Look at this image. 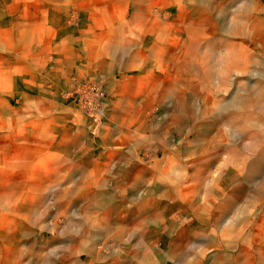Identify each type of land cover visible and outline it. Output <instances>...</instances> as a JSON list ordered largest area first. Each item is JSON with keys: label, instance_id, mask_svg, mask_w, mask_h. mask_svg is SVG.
<instances>
[{"label": "rangeland", "instance_id": "1", "mask_svg": "<svg viewBox=\"0 0 264 264\" xmlns=\"http://www.w3.org/2000/svg\"><path fill=\"white\" fill-rule=\"evenodd\" d=\"M192 3L214 36L187 47ZM30 21L53 107L17 127L13 62L29 63ZM262 72L264 0H0V264H264V167L245 180L264 144ZM243 87L254 101L240 116L227 102ZM111 195L125 205L111 210Z\"/></svg>", "mask_w": 264, "mask_h": 264}, {"label": "crops", "instance_id": "2", "mask_svg": "<svg viewBox=\"0 0 264 264\" xmlns=\"http://www.w3.org/2000/svg\"><path fill=\"white\" fill-rule=\"evenodd\" d=\"M28 9V7H27ZM27 18L28 20L32 21V16L31 13L29 11V9L27 10ZM30 21V28H29V34H30V44L28 46L29 48V52H28V56H29V63L24 62L20 59H18L16 62H13V66H14V70H15V74H14V80H15V86H16V90L21 92L23 89V93H24V97L26 98V102L23 104V106L15 108L14 112H13V117L11 119H13V121L11 122L12 124L14 123L17 127L18 124H31V120H32V116L34 115V109H37L40 111L41 114L46 115V112L49 110L50 107H53V103L49 101L48 97L50 98V96L47 94L46 89L43 88V83L44 81L48 80V60L46 62V71L47 74H44L43 71H39L40 66H38V64L36 65V63H39L38 60H40V58H34L33 56V52H32V38H33V26H32V22ZM36 67H39L36 69ZM36 71V72H35ZM36 75V79H35V84L34 85V79H33V75ZM58 74V71H57ZM26 88H25V87ZM48 96V97H47ZM41 97H44L46 99H41ZM33 99L36 100V106L34 107V103H33ZM45 100V101H44ZM14 138H12L11 133H9V137L11 140H15V141H22V140H26L29 139V136L27 133H21L18 131L14 132ZM6 137L5 135H1L0 134V140L2 138ZM31 139V138H30ZM125 157V155H124ZM118 162H115L114 168L112 170H110L109 173V177L114 179V187L115 188H121L123 186V181L128 180V175H123V171H121L123 169V167H125V171L128 170V166L127 164L124 165H120ZM117 164V165H116ZM115 170V171H114ZM119 174L118 176L116 174ZM125 177V178H124ZM136 183V182H135ZM134 183V184H135ZM138 187V186H137ZM136 187V188H137ZM112 196V195H111ZM92 199H94L92 201L91 204H95L98 203L97 200V194L95 196L92 195ZM103 197V196H100ZM115 197V195L112 196V198L109 199V197H106L104 199H106L104 202H110L111 203V210H113L116 206H123L125 205L124 202H126V200L122 199H118V200H113V198ZM102 201V199H101ZM119 208V207H118ZM125 210V209H124ZM129 211L128 208H126L127 212ZM134 212H136V210H134ZM133 215H127L122 216L118 219V221H122V223L127 222V221H131L130 218ZM142 217V218H141ZM88 219V218H87ZM144 219V216H137L135 217L133 220H136L139 225H143L142 221ZM138 224L137 226L140 227ZM150 229H148L149 231ZM143 231H146L145 229H143ZM142 231V232H143ZM29 234L32 235V229L28 230ZM141 232V233H142ZM54 262H47L46 264H53ZM116 262H111L108 264H114ZM59 264H64V262H60ZM73 264H80L79 261L74 262ZM102 264V263H100ZM107 264V263H104Z\"/></svg>", "mask_w": 264, "mask_h": 264}, {"label": "bare ground", "instance_id": "3", "mask_svg": "<svg viewBox=\"0 0 264 264\" xmlns=\"http://www.w3.org/2000/svg\"><path fill=\"white\" fill-rule=\"evenodd\" d=\"M186 1V0H185ZM251 1V0H250ZM184 2V1H183ZM187 2L188 3H190L191 2V0H187ZM215 6V5H214ZM157 7V6H156ZM206 7V6H205ZM245 7V6H244ZM152 8V7H151ZM159 8V7H158ZM172 8V7H171ZM157 9V8H156ZM139 10L142 12L143 10L141 9V8H139ZM127 11H129L128 9H125L124 10V14L127 12ZM140 11H138L137 12V16L140 14ZM170 11V10H169ZM186 11H188V12H186V14H185V16H186V21L189 23V31L187 32V30H186V32H184V35H183V44L184 45H186L187 47H190V46H192V45H194L195 43H200L203 39L202 38H209V37H213L214 36V33H213V30L211 29V28H204V25H203V22H205L206 21V17H199L198 19H196V18H194V15H197V14H200V15H202L203 13H204V9H203V7H201V6H199V5H196V4H191V7L190 8H186ZM161 13V12H160ZM176 13V12H175ZM212 14V13H211ZM153 15V14H152ZM170 15V14H169ZM168 15V16H169ZM204 15V14H203ZM161 16V15H160ZM167 16V15H166ZM172 17V16H171ZM197 17V16H196ZM162 20V19H161ZM252 22V21H251ZM172 23V22H171ZM114 24V23H113ZM175 24V23H174ZM173 24V25H174ZM148 25V24H147ZM150 26V25H149ZM232 26V25H231ZM249 26V25H248ZM121 27V26H120ZM163 28H164V26H163ZM124 29V28H123ZM223 30V29H222ZM242 30H243V28H242ZM118 31V30H117ZM128 31V30H127ZM169 31V30H168ZM176 31V30H175ZM234 31V30H233ZM241 31V30H240ZM179 32V31H178ZM162 33V32H161ZM242 34V33H241ZM161 35V34H160ZM221 35V34H220ZM234 35V34H233ZM151 36V35H150ZM179 36V35H178ZM177 36V37H178ZM234 36H236V35H234ZM240 36V35H239ZM180 37V36H179ZM122 38V37H121ZM215 38V37H214ZM223 38V37H222ZM228 38V37H227ZM230 38V37H229ZM219 39V38H218ZM206 40V39H205ZM230 40V39H229ZM153 41V40H152ZM218 42V41H217ZM239 42H240V40H239ZM246 42V41H245ZM202 43V42H201ZM112 44V43H111ZM110 44V45H111ZM220 44H221V42H220ZM219 44V45H220ZM240 44V43H239ZM130 45V44H129ZM163 45H165V44H163ZM218 45V46H219ZM113 46V45H112ZM131 46V45H130ZM143 47V46H142ZM149 47V46H148ZM222 47V46H221ZM112 48V47H111ZM254 48H256V47H254ZM123 49V48H122ZM142 49V48H141ZM165 50H167L166 48H164ZM203 49V48H202ZM215 49H217V48H215ZM258 49V48H257ZM120 50V49H119ZM143 50V49H142ZM163 50V49H162ZM172 51H174V49H171ZM175 50H176V48H175ZM198 50V49H197ZM210 51V50H209ZM242 53H243V55L244 56H246V50H245V48L244 47H242ZM167 52V51H166ZM176 52V51H175ZM200 52H202V51H199L198 53H200ZM238 52V51H237ZM240 52V51H239ZM111 52H109V54H110ZM139 53V52H138ZM213 53V52H212ZM236 53V52H235ZM253 53V52H252ZM120 54V53H119ZM175 54V53H174ZM196 54V53H195ZM214 54V53H213ZM217 54H218V52H217ZM228 54H230L229 52H228ZM241 54V53H240ZM260 54V53H259ZM260 55H262V54H260ZM120 56V55H119ZM146 56V55H145ZM162 56V55H161ZM210 56V55H209ZM237 57H238V55H236ZM235 55H234V57H236ZM121 57V56H120ZM202 57H205V54H204V56H202ZM213 57V56H212ZM127 58V57H126ZM162 58H163V56H162ZM165 58V57H164ZM211 58V57H210ZM198 59V58H197ZM123 60V59H122ZM163 60V59H162ZM161 60V61H162ZM214 59H212V61H213ZM229 60V59H228ZM231 60L232 59H230V62H231ZM253 60V59H252ZM167 61V60H166ZM196 61H198V60H196ZM207 61V60H206ZM216 61V60H215ZM246 61V60H245ZM162 62H164V61H162ZM241 62V61H240ZM253 62V61H252ZM129 63V62H128ZM161 63V62H160ZM235 63H236V61H235ZM246 63V62H245ZM195 64V63H194ZM253 64V63H252ZM130 65V64H129ZM134 65V64H133ZM205 65V64H204ZM208 65V64H207ZM240 65V64H239ZM238 65V66H239ZM242 65V64H241ZM126 66V65H125ZM244 66V65H243ZM246 66V65H245ZM235 67H237V66H235ZM126 68V67H125ZM128 68V67H127ZM206 68V67H205ZM209 68H210V66H209ZM212 68V67H211ZM233 68V67H232ZM243 68V67H242ZM202 69H204V68H202ZM229 69V68H228ZM232 70V69H231ZM238 71V70H237ZM245 71V70H244ZM264 72H262V74H263ZM204 74V73H203ZM235 75V74H234ZM208 76V75H207ZM185 77V76H184ZM233 77V76H232ZM233 78H235V77H233ZM204 80V79H203ZM115 81V80H114ZM206 81H207V79H206ZM211 81V80H210ZM213 81V80H212ZM211 81V82H212ZM181 82V81H180ZM205 82V81H204ZM111 83V82H110ZM213 83V82H212ZM204 84V83H203ZM263 84V86H264V83L263 82H260V85H262ZM90 86H91V88H90V91H91V93H93V96L92 97H90L88 100L86 99V104H90V105H94L95 104V102L97 101V99L101 96V94H103L102 92H101V88L99 87V86H97L95 83H91V84H89ZM209 86V85H208ZM263 86H259L260 88H262V89H264V87ZM125 89V88H124ZM165 91V90H164ZM264 91V90H263ZM157 92V91H156ZM170 92V91H169ZM207 92V91H206ZM205 92V93H206ZM117 94V93H116ZM124 94V93H123ZM193 94V93H192ZM210 94V93H209ZM155 95V94H154ZM165 95V94H164ZM212 95V94H211ZM104 96V95H103ZM119 96V95H118ZM121 96V95H120ZM178 97V96H177ZM188 97V96H187ZM224 97V96H223ZM222 97V98H223ZM221 98V99H222ZM171 99V98H170ZM178 99H180V96L177 98V100ZM188 99V98H187ZM186 100V99H185ZM252 101H254V99H253V92H252V90L250 89V88H242V89H238L235 93H234V95H232L231 96V98H230V100L227 102L228 104H230V105H232L233 106V108L234 109H238V111L236 110V112H239V113H237V114H239L240 116L241 115H245V113H246V109H248V105H249V103L250 102H252ZM120 102H122V100L120 101ZM193 102V101H192ZM100 103V102H99ZM201 103V102H200ZM165 104V103H164ZM175 104H177V103H175ZM204 104V103H203ZM192 105V104H191ZM263 105V104H262ZM108 106V105H107ZM111 106V105H110ZM173 106V105H172ZM172 106H171V108H172ZM264 107V106H263ZM100 108V107H99ZM194 108V107H193ZM203 109V108H202ZM229 109H231L230 108V106L229 107H227V108H225V110H229ZM106 110V109H105ZM105 110H104V116H105ZM167 111V110H166ZM214 114V113H213ZM117 115V114H116ZM167 116V115H166ZM107 117V116H106ZM260 117V116H259ZM262 117V116H261ZM119 118V117H118ZM178 118V117H177ZM207 118H209V117H207ZM120 119V118H119ZM196 119V118H195ZM194 119V120H195ZM198 120V119H197ZM258 120V119H257ZM118 121V120H117ZM171 122V121H170ZM188 123V122H187ZM261 123V122H260ZM264 126V125H263ZM189 128V127H188ZM190 131V130H189ZM195 134V133H194ZM200 134V133H199ZM187 135V134H186ZM132 140V139H131ZM215 140V139H214ZM181 141V140H180ZM138 142V141H137ZM172 142V141H171ZM210 142H211V140H210ZM173 146V145H172ZM259 146V148H258V150H259V155L256 157V158H254V160H253V162L254 163H250V164H253L252 166H251V168H250V170H249V172L245 175V180L247 179L248 181L251 179V180H253V178H254V171L256 170V166L257 165H259V167L258 168H260V169H262V167H260V166H263L264 167V144H259L258 145ZM126 148V147H125ZM136 149V148H135ZM172 149V148H171ZM190 151V150H189ZM156 152V151H155ZM162 153V152H161ZM151 154V153H150ZM135 156V155H134ZM133 157V156H132ZM151 158V157H150ZM121 159V158H120ZM149 159V158H148ZM147 159V160H148ZM134 161V160H133ZM183 161V160H182ZM121 162V161H120ZM166 162V161H165ZM164 162V163H165ZM124 163H126V162H124ZM123 163V164H124ZM149 163V162H148ZM131 164V163H130ZM169 164H171V163H169ZM117 165V164H116ZM191 165H193V164H191L190 163V161H188V163L186 164V166H185V168H189ZM200 165V164H199ZM172 166V165H171ZM143 167V166H142ZM158 168V167H157ZM161 168V167H160ZM149 169V168H148ZM155 169V168H154ZM177 169V168H176ZM206 169V168H205ZM130 170V169H129ZM203 170V169H202ZM209 170V169H208ZM115 171V170H114ZM138 171H139V169H138ZM143 171H144V169H143ZM132 172V171H131ZM195 172V171H194ZM209 172V171H208ZM129 173V172H128ZM215 173V172H214ZM149 174H150V171H149ZM125 175V174H124ZM146 175V174H145ZM222 175V174H221ZM149 176V175H148ZM240 176V175H239ZM145 177V176H144ZM201 177V176H200ZM212 177V176H211ZM216 177V176H215ZM125 178V177H124ZM151 178V177H150ZM162 178V177H161ZM182 179L181 180H179V183L180 182H184L185 180H187V178H188V176L187 175H183L182 177H181ZM262 178V177H261ZM165 179V178H164ZM201 179V178H200ZM212 179V178H211ZM175 180V179H174ZM142 181V180H141ZM216 181V180H215ZM137 182V181H136ZM168 183V182H167ZM166 183V184H167ZM169 185V184H168ZM174 186V185H173ZM176 186V185H175ZM224 184L222 183V185L220 186V189H221V192L222 193H224ZM150 188V187H149ZM137 189H138V187H137ZM167 190V189H166ZM211 190V189H210ZM215 190V189H214ZM164 191V190H163ZM216 191V190H215ZM214 191V192H215ZM264 191V189L263 190H261V192H263ZM142 192V191H141ZM205 192V191H204ZM206 193V192H205ZM146 194V193H145ZM139 195H141V194H139ZM95 196H96V194H95ZM148 197V196H147ZM157 197V196H156ZM162 197V196H161ZM200 197H202V196H200ZM204 197V196H203ZM93 198V197H92ZM194 198V197H193ZM209 198V197H208ZM110 199V198H109ZM140 199H141V197H140ZM147 199V198H146ZM185 199H187V198H185ZM188 200V199H187ZM190 200V199H189ZM169 201V200H168ZM204 201V200H203ZM137 202V201H136ZM172 202V201H171ZM209 202V201H208ZM141 203V202H140ZM144 203V202H143ZM142 203V204H143ZM173 203V202H172ZM184 203V202H183ZM139 204V203H138ZM141 204V205H142ZM190 204V203H189ZM207 204V203H206ZM214 204V203H213ZM152 205V204H151ZM150 205V206H151ZM135 206H137V203L135 204ZM143 206H145V205H143ZM142 206V207H143ZM150 206H148V207H150ZM173 206V205H172ZM174 207V206H173ZM124 208V207H123ZM127 208V207H126ZM132 208V207H131ZM151 208V207H150ZM149 208V209H150ZM153 208V207H152ZM108 209H109V207H108ZM107 209V210H108ZM142 209V208H141ZM106 210V209H105ZM123 210V209H122ZM144 210H145V208H144ZM258 210V209H257ZM99 211V210H98ZM179 211V210H178ZM101 212V211H100ZM110 212V211H109ZM121 212V211H120ZM180 212V211H179ZM124 213V212H123ZM256 213H257V211H256ZM175 214V213H174ZM255 214V213H254ZM110 215V214H109ZM112 215H113V213H112ZM119 215V214H118ZM245 216V215H244ZM106 217V216H105ZM171 217V216H170ZM216 217V216H215ZM215 217H214V219H215ZM95 218V217H94ZM97 218V217H96ZM104 218V217H103ZM142 218V217H141ZM212 219H213V216L211 217ZM226 218V217H225ZM228 219V218H227ZM196 220V219H195ZM239 220V219H238ZM253 220V219H252ZM136 221V220H135ZM190 221V220H189ZM261 221V220H260ZM143 222V221H142ZM217 222V221H216ZM179 223H181V222H179ZM210 223V222H209ZM173 224V223H172ZM174 224H176V223H174ZM185 224H186V222H185ZM189 224H191V223H189ZM204 224V223H203ZM263 224V223H262ZM171 225V224H170ZM180 226V225H179ZM107 227V226H106ZM195 227V226H194ZM222 227V226H221ZM236 227V226H235ZM234 227V228H235ZM263 227V226H262ZM262 227H260V228H262ZM181 228V227H180ZM188 228V227H187ZM170 229V228H169ZM175 229V228H174ZM188 230V229H187ZM244 230V229H243ZM223 231V230H222ZM232 232V231H231ZM259 232V231H258ZM182 233H183V230H182ZM145 234V233H144ZM105 235V234H104ZM107 235V234H106ZM113 235V234H112ZM214 236V235H213ZM243 236V235H242ZM145 237V236H144ZM263 236H261V238H262ZM171 238V237H170ZM227 238H228V236H227ZM253 238V237H252ZM110 239V238H109ZM257 240V239H256ZM103 241V240H102ZM198 241V240H197ZM106 243V242H105ZM113 243V242H112ZM116 243V242H115ZM150 243V242H149ZM172 244V243H171ZM242 244V243H241ZM101 245V244H100ZM148 245V244H147ZM262 245V244H261ZM114 246V245H113ZM117 248V247H116ZM140 248V247H139ZM261 248V247H260ZM118 249V248H117ZM211 249V248H210ZM212 249H213V247H212ZM215 249H216V247H215ZM234 249V248H233ZM209 250V249H208ZM226 250V249H225ZM236 250V249H235ZM255 250V249H254ZM128 251V250H127ZM135 251V250H134ZM133 251V252H134ZM99 252H101V251H99ZM115 252V251H114ZM202 252V251H201ZM210 252V251H209ZM215 252V251H214ZM89 253V252H88ZM102 253V252H101ZM108 253V252H107ZM115 254V253H114ZM159 254V253H158ZM201 254V253H200ZM133 255V254H132ZM210 255V254H209ZM80 256V255H79ZM99 256V255H98ZM200 256V255H199ZM203 256V255H202ZM261 256V255H260ZM259 256V257H260ZM127 257V256H126ZM108 258H110V257H108ZM201 258V257H200ZM81 259V258H80ZM89 259V258H88ZM99 259V258H98ZM121 259V258H120ZM203 260V259H202ZM96 261V260H95ZM101 261V260H100ZM105 261V260H104ZM113 262V261H112ZM202 262V261H201ZM89 263V262H88ZM197 263V262H196ZM97 264V263H96ZM202 264V263H201ZM212 264V263H211Z\"/></svg>", "mask_w": 264, "mask_h": 264}]
</instances>
